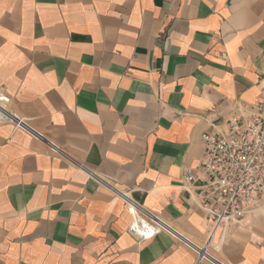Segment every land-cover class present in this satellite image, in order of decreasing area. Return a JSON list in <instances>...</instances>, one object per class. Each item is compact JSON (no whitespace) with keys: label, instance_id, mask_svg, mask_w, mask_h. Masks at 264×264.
I'll return each mask as SVG.
<instances>
[{"label":"crops","instance_id":"1","mask_svg":"<svg viewBox=\"0 0 264 264\" xmlns=\"http://www.w3.org/2000/svg\"><path fill=\"white\" fill-rule=\"evenodd\" d=\"M262 87L264 0H0V105L44 137L0 123V264H194L128 203L264 264V210L214 228L184 181Z\"/></svg>","mask_w":264,"mask_h":264},{"label":"built area","instance_id":"2","mask_svg":"<svg viewBox=\"0 0 264 264\" xmlns=\"http://www.w3.org/2000/svg\"><path fill=\"white\" fill-rule=\"evenodd\" d=\"M4 102L7 98L1 96ZM0 123L43 140L40 132L20 115L0 105ZM211 132L202 134L204 154L199 175L185 168V188L196 205L205 213L211 225L237 224L256 209L264 210V87L257 100L235 110L229 118ZM50 143V142H49ZM50 151L61 154L57 145L50 143ZM132 221L128 232L138 241L148 240L160 232L167 233L195 254L194 264H228L210 253L208 243L198 246L152 213H139L128 203Z\"/></svg>","mask_w":264,"mask_h":264}]
</instances>
